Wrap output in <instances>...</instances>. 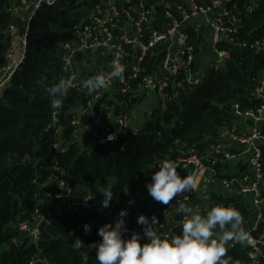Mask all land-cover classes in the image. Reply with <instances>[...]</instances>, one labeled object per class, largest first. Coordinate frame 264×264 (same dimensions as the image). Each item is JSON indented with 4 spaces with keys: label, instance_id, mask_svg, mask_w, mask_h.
<instances>
[{
    "label": "trees",
    "instance_id": "obj_1",
    "mask_svg": "<svg viewBox=\"0 0 264 264\" xmlns=\"http://www.w3.org/2000/svg\"><path fill=\"white\" fill-rule=\"evenodd\" d=\"M17 1L0 0V67L6 64L3 57L9 28L15 25L25 33L26 23L11 11ZM105 1L59 0L52 6L43 5L28 23L24 59L0 97V264H98L96 250L88 247L93 241L101 240L91 224L93 214L69 211L63 213L58 224H43L37 245L31 244L18 229L20 223L30 221L36 209L60 192L61 180L69 182L73 189L71 201L89 194H102L98 189L111 190L115 218L121 209H127L124 219L130 233L125 238L133 231L142 233L143 226L137 223L140 214L149 218L154 214L160 225L167 223L164 211L185 204L187 192L177 194L167 205L153 200L146 184L158 170V164L162 160L175 161L191 152L206 157L211 146L220 141L222 130L233 125L237 118L236 105L242 112L256 110L261 105L255 90L264 72V51H258L255 44L264 39V0H256L257 7L252 12L248 10L250 0H232L226 7L241 22L236 43L219 45L232 54L226 67L206 71L198 86L168 89L172 97L178 92L177 98L167 103L165 111L161 106L155 109L137 134L126 133L117 142L99 145L100 136L92 143L94 137L87 128L81 142L77 141L78 129L94 123V117L85 111L81 119L78 117L81 120L78 127L72 125L78 110L86 109L84 94L65 90L59 98L60 107L52 109L48 89L61 78L68 80L63 56L64 46L74 40L71 30L79 24L86 25L90 14ZM156 1L159 0H148V3ZM166 1L172 5L185 2ZM204 1L210 3V0ZM155 15L158 21L152 28L160 30L169 20L163 8ZM173 15L179 18L177 12ZM188 33L202 59L204 53L198 52L202 43L203 46L206 43L208 32L191 27ZM149 36L146 31L145 43ZM162 58L163 55L156 58L149 55L145 63L149 73ZM77 62L79 76L89 78L101 73L97 66H90L89 56L79 55ZM198 66L194 69L198 70ZM102 72L106 73L105 66ZM100 90L103 97L94 106L97 116L109 94L104 88ZM132 95L114 94L118 100L115 116L129 118L133 106L140 102L139 97L130 98ZM110 127L120 133L118 124ZM55 145L60 148L55 149ZM215 168L218 179L228 177L223 175L227 167L221 162ZM244 172L246 168L241 165L239 173ZM251 198V195L227 198L213 193L210 202L214 206L236 208L245 229L244 220H253L250 219ZM130 200L134 203L129 204ZM85 223L91 225L88 233L83 228ZM171 232L179 234L180 230ZM77 238L84 244L80 249L73 246ZM248 252L245 245L239 244L226 249L224 258L229 264H252Z\"/></svg>",
    "mask_w": 264,
    "mask_h": 264
},
{
    "label": "built area",
    "instance_id": "obj_2",
    "mask_svg": "<svg viewBox=\"0 0 264 264\" xmlns=\"http://www.w3.org/2000/svg\"><path fill=\"white\" fill-rule=\"evenodd\" d=\"M57 1L59 0H18L11 11L15 16L23 18L24 14L29 13L28 7H30L31 13L25 21L26 33L28 23L35 12L43 5L52 6ZM231 1L210 0V3H206L204 0H185L183 3L174 5L166 0H159L155 3H148V0H107L103 2L90 14L86 25L79 24L71 30L74 40L64 46V71L69 75L65 90L83 93L87 100L85 111L94 117L95 125L103 124V120L94 110L95 104L103 97V92L98 90L89 94L84 85V81L88 78L86 76L84 78L83 75L79 76L77 73L79 55L93 54L97 60L98 58L108 60L106 73L112 70L111 65L114 60H118L124 67L122 78H113L108 81L104 91L123 95L131 90L157 91L165 98L160 105L162 111H165L167 103L178 96V92H174L173 97L169 96L168 89L184 90L186 86H198L202 83L206 71H220L231 62V52L219 48L222 43L235 44L239 34L241 19L226 7ZM256 7V0H250L248 10L252 12ZM160 8H163L169 22L157 30L152 27L158 21L155 13ZM174 11L179 14V18L173 15ZM203 16H205L204 20ZM191 27L198 32L201 29L208 30L206 38L209 36L212 40L211 55H208L207 47L202 43L201 51L198 53L204 54L203 58L199 59L195 46L190 42L188 28ZM146 31L150 33L147 43L143 41ZM17 32V27L12 25L7 36L12 37ZM255 48L258 51H264V39L262 42H257ZM24 51L25 49L21 54L18 53L14 44L6 47L4 51L6 64L0 67V97L23 61ZM149 55L154 58L163 55L152 73L148 72L145 65ZM89 59L92 60L90 57ZM197 66L199 68L195 70ZM181 76L182 80H179ZM255 97L261 102L260 107L256 110L242 112L236 105L237 118L233 121V125L222 130L220 141L211 146L206 157L191 152L174 161L178 165V173L194 167L195 173L192 180L201 172H208L211 176L217 177L215 167L221 162L227 167L223 175L228 177L219 179L221 183L218 184L216 192L220 189L227 190L229 196L227 198L252 196L250 219L253 220H244L243 223L245 231L250 236L245 246L249 250L252 264L264 261V72L256 87ZM127 119V117L118 116L115 123L118 124L120 133L114 132L110 126L106 127L104 135L98 138L97 143L110 145L119 141L127 133ZM80 121L78 116H75L72 125L78 127ZM247 123L249 127L246 126ZM242 124L245 125L244 128ZM109 136H111L110 140ZM54 148L59 149L60 145H55ZM238 150L240 153L237 152ZM240 156L247 157L246 162L242 164L246 172L239 173L238 166V172L233 173L234 167L230 165ZM58 187L60 192L51 198L59 202V205H55L53 201L49 202L36 209L30 221L18 225L19 231L29 238L31 244H38L41 236L40 228L43 224H58L65 212L93 214L91 224L97 231L105 223H114L116 220L112 201L107 208L101 206L103 194H89L71 201L73 189L70 183L61 180L58 182ZM185 202V206H190L195 210L189 200L188 192ZM164 214L168 222L159 226L158 234L162 237H170L171 231L180 230L185 214L180 208L165 210ZM129 233L128 231L124 236ZM229 244L231 247L226 245V249H233L240 243L233 240Z\"/></svg>",
    "mask_w": 264,
    "mask_h": 264
},
{
    "label": "clouds",
    "instance_id": "obj_3",
    "mask_svg": "<svg viewBox=\"0 0 264 264\" xmlns=\"http://www.w3.org/2000/svg\"><path fill=\"white\" fill-rule=\"evenodd\" d=\"M111 68L110 72L98 73L84 81L89 94L105 88L113 78H122L124 67L118 60L112 62ZM66 83L61 78L49 87L52 109L60 107L59 98L65 94ZM177 167L172 160H162L158 164V170L151 174V181L146 184L153 200L167 205L177 194L192 189L191 176L181 178ZM98 190L104 197L101 206L109 207L113 192L107 188ZM132 203L134 201L130 200L129 204ZM180 209L185 215L179 234L162 237L158 234V218L154 214L150 218L140 214L137 223L143 226L142 233L133 231L125 238L124 234L128 232L124 219L127 209H121L114 223L99 227L97 234L101 240L93 241L88 247L96 250L98 264H229L224 258L226 245L231 247L229 242L233 240L245 245L250 239L249 233L242 227L241 213L232 206L217 205L204 215L184 204L180 205ZM83 228L88 233L91 225L85 223ZM216 229L218 233L214 231ZM73 246L80 249L84 244L77 238Z\"/></svg>",
    "mask_w": 264,
    "mask_h": 264
},
{
    "label": "rangeland",
    "instance_id": "obj_4",
    "mask_svg": "<svg viewBox=\"0 0 264 264\" xmlns=\"http://www.w3.org/2000/svg\"><path fill=\"white\" fill-rule=\"evenodd\" d=\"M28 11L29 13H31L30 7H28ZM89 57L92 59L90 66L92 68H95V66H97L96 69L99 72H102L104 66L106 68V64L109 63L108 60L106 59L103 60L102 58H98L97 60L93 54L89 55ZM108 93L109 94L106 99L107 100L106 105L102 106V108L100 109L101 114L99 115L103 120L102 122L103 124L95 125L94 123H91L87 125H82V127L78 129V132L76 134L77 141L81 142L83 138V133L85 129L88 128L90 129L94 137L92 140L93 143L98 136H102L103 133H105L106 127L113 125L117 120V116L114 115V110H115V106L118 105V100L115 99L114 97L115 92L108 91ZM130 93H133V95L130 98L139 97L140 102L135 106H133L131 112L129 113L128 115L129 118L126 121V125H127L126 129L128 134H137L140 126H142V124L146 121L148 116L151 115V113L155 109L159 108V106L165 100V98H163L162 95L157 91H151L146 89L131 90L129 94ZM84 111H85L84 109L78 110L77 116L80 117V119L83 116ZM244 126L245 125L242 124L243 128ZM246 126L249 127V123H247ZM237 152L240 153V150H238ZM246 158L247 157L244 158V156H240L237 158V160L234 163L230 165V167H234L232 170L233 173L238 172L237 171L238 166L239 169H241V165L244 162H246ZM220 183L221 180H219L217 177L211 176L208 172H201L196 175V177L193 180V187L190 191H188L189 200L194 205L195 210L199 211L200 213L204 212V214H206L207 211H209L212 207H214V203L210 202L213 193H223L221 195L225 197H229L227 195L228 193L227 190L220 189V191L218 190V192H216L217 186ZM48 196H50V194ZM52 201L53 200L51 199L48 202H52ZM48 202H46L44 205H46ZM53 203L55 205H59V202L55 200L53 201Z\"/></svg>",
    "mask_w": 264,
    "mask_h": 264
},
{
    "label": "crops",
    "instance_id": "obj_5",
    "mask_svg": "<svg viewBox=\"0 0 264 264\" xmlns=\"http://www.w3.org/2000/svg\"><path fill=\"white\" fill-rule=\"evenodd\" d=\"M28 14L29 13L24 14V16L22 18V22L26 23L25 21L27 20V18L29 16ZM206 31L208 32V30H206ZM9 44H14V46H15L16 50L18 51V53L21 54V52L25 49L24 33L22 34L20 31H18L17 34L12 35V37L7 36V45H6V47ZM5 63H6V61H5L4 57H3V64H5Z\"/></svg>",
    "mask_w": 264,
    "mask_h": 264
},
{
    "label": "water",
    "instance_id": "obj_6",
    "mask_svg": "<svg viewBox=\"0 0 264 264\" xmlns=\"http://www.w3.org/2000/svg\"><path fill=\"white\" fill-rule=\"evenodd\" d=\"M202 19L204 20L205 16H203ZM211 44H212L211 37L208 36L206 38V43H205V47H207L208 55L212 54V52H211ZM194 173H195L194 167H189L187 169H184V170L180 171L178 174L181 176V178H184L187 175H190L191 178H192ZM13 247H14V245H13Z\"/></svg>",
    "mask_w": 264,
    "mask_h": 264
}]
</instances>
